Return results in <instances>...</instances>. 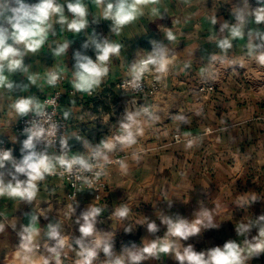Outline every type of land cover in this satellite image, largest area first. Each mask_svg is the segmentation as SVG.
Wrapping results in <instances>:
<instances>
[{
  "label": "crops",
  "instance_id": "0c3cea01",
  "mask_svg": "<svg viewBox=\"0 0 264 264\" xmlns=\"http://www.w3.org/2000/svg\"><path fill=\"white\" fill-rule=\"evenodd\" d=\"M59 2L64 4L66 0ZM83 3L89 12L86 30L76 34L54 23L40 51L24 57L28 72L5 73L14 88H0V134L20 159L24 136L15 131V126L22 117L16 116L11 105L21 97H35L41 102L50 93L45 83L47 74L58 72V110L67 122L66 137L73 155L85 157L106 140L116 146L105 148L98 161L105 163L114 155L122 156V161L108 168L107 189L99 204L86 190L77 192L74 202H70L67 186L46 178L37 182V196L31 204L0 197V224L4 225L0 231V264H26L18 245L24 228L22 217L28 211L38 218L33 226L39 229V248L32 264L54 259L48 251L55 243L47 237L49 225L58 226L61 235L68 237L70 247L62 252V264H76L74 242L80 237L76 221L93 204L102 209L97 228L114 235L117 254L123 246L136 243L142 247L143 240L146 243L162 237L166 232L159 219L162 215L192 220L202 208L211 210L219 227L182 243L192 244L197 251L222 246L228 240L242 243L244 237L236 234V225L264 214V65L250 54L247 37V30L264 32V24L256 25L251 16V8L258 5L250 0V5L244 0H159L145 7L144 16L115 34L110 30L111 21L93 22L101 14L94 0ZM236 4L249 13L242 38H233L227 29L221 31L225 22L230 27L235 23L231 11ZM153 7L162 18L149 14ZM65 15L71 18L67 11ZM213 16L217 18L215 25L211 23ZM169 30L174 41L166 39ZM93 31L122 47L120 55L109 61L108 76L89 95L77 92L71 81L74 52L82 51L95 60L92 48H82ZM224 37L232 41L227 52L218 47ZM153 41L167 49L168 70L162 73L150 68L160 88L153 98L143 102L119 92L116 83L130 77V64L146 57ZM64 42H70L67 53L55 56L53 49ZM213 56L217 58L213 60ZM29 75L38 77L35 84L29 81ZM142 103L150 107L148 115L140 112L138 106ZM128 112L138 113L133 126L134 143L124 139L120 128ZM174 135H179L181 141L174 142ZM47 153L55 157L53 152ZM242 195L259 200L240 208ZM121 204L131 210L124 220L113 215ZM145 218L157 223L156 234H150L141 224ZM128 226L133 227L130 233L124 231ZM256 234L257 230L252 229L249 238ZM93 264H107V259L101 253ZM143 264L177 262L174 255L161 254L159 259H148ZM245 264H264V254L247 259Z\"/></svg>",
  "mask_w": 264,
  "mask_h": 264
},
{
  "label": "clouds",
  "instance_id": "9594fccd",
  "mask_svg": "<svg viewBox=\"0 0 264 264\" xmlns=\"http://www.w3.org/2000/svg\"><path fill=\"white\" fill-rule=\"evenodd\" d=\"M96 6L101 9L99 20L111 21L110 30L112 33L119 34L121 30L136 21L139 17L145 15V7L149 4H157L159 0H94ZM249 4V0H244ZM257 7L251 8V16L256 25L264 24V0H257ZM67 11L69 16L65 15ZM235 23L229 26L227 22L221 25V31L225 29L230 31L233 38L244 37L248 24L249 13L244 7L236 4L231 11ZM151 16L162 18L157 8L150 9ZM88 8L83 0H66L61 4L59 0H36L35 3H29L28 0H0V88L12 90L14 84L9 80L8 74L16 72H28V67L24 64V57L28 53H37L46 43L49 32L53 30V25L59 24L66 26L68 31L79 34L89 27ZM211 23H217L216 16L211 18ZM168 41H174L175 36L169 30L166 34ZM248 47L250 54H255L256 61L264 65V32L259 30H247ZM152 51L142 59L135 60L130 64L129 74L131 76V85L138 89L145 73L151 67H155L159 72L168 70V51L165 46L153 41ZM70 42L58 44L53 53L55 56H63L67 53ZM121 44L110 42L106 37H101L95 31L89 36L82 48L87 50L92 48L95 51V60L82 51L74 52V65L72 70L73 79L71 81L73 88L77 92L88 93L89 95L98 88L103 79L109 74V61L113 56H119L121 53ZM218 47L227 52L232 47L231 39L224 37L218 41ZM217 57L213 56L215 60ZM242 66V65H241ZM37 76L29 75L28 79L32 84L36 83ZM61 74L58 72H49L46 76V83L55 87L60 81ZM12 111L18 117H25L29 113L37 116L45 115V107L35 97H21L11 105ZM147 111V110H145ZM138 113L128 112L120 128L124 131V139L128 143L135 142V133L133 126L136 122ZM184 120L183 117H179ZM57 126L51 124L44 126V122H32L30 126L23 130L26 138L22 141L21 158L16 159L11 149H0V169L8 165L14 169L10 173L11 179L7 182L2 173H0V197L19 198L20 200L31 204L38 192V181L45 179L46 175L54 174L53 160L69 172L73 169L80 173L92 172V161L99 160L104 155V149H112L116 145L105 141L97 146L90 154L89 158L83 155L67 157V138L60 140L62 154L52 157L47 153V148L55 143ZM43 144L45 150L38 151V145ZM87 146V144H86ZM95 175L99 177L100 172ZM23 176L24 179L20 177ZM257 199L255 196L247 198L241 196L240 208H248ZM130 209L121 204L116 207L113 215L120 219H126L130 214ZM102 215V209L94 204L90 205L77 219L79 224L80 237L75 240L77 246L76 255L78 260L76 264H93L96 258L103 253L107 259V264H143L148 259H159L161 254L174 255L177 264H245L247 259L259 257L264 254V214L255 218H249L246 222H239L235 231L238 236L244 237L243 242L228 240L222 246H215L207 250L197 251L192 244L185 245L183 241L200 235L207 229L218 228L214 223L211 210L202 208L192 220L182 216L162 215L159 219L161 224L166 226V232L162 237L152 239L146 243L142 241L143 246L138 247L136 243L123 246L120 253L114 251V235L110 232H101L97 228L98 218ZM38 218L33 216L32 223L23 228L20 234V243L18 248L22 253V259L26 264H32L33 258L38 252L39 245L36 237L39 229L33 225ZM82 221V223H81ZM146 225L150 234H156L159 226L155 221L145 218L141 223ZM14 227V225H13ZM4 225L0 224V231ZM257 230V234L249 238L252 229ZM47 237L55 243L48 249L54 258L53 261L45 260V264H62V252L66 247H70L68 237L61 235L58 226H48ZM133 227H124L126 233L132 232Z\"/></svg>",
  "mask_w": 264,
  "mask_h": 264
},
{
  "label": "built area",
  "instance_id": "2783aa9c",
  "mask_svg": "<svg viewBox=\"0 0 264 264\" xmlns=\"http://www.w3.org/2000/svg\"><path fill=\"white\" fill-rule=\"evenodd\" d=\"M46 83V81H45ZM60 84V81L56 84L55 87L49 86L46 83V86L50 89V93L46 95L42 100L41 104L45 107V115L44 116H37L34 113L22 117L15 126V131L24 136L23 130L30 126L32 122H44V126L47 128L51 124H55L57 126V132L55 137V143L52 147H48L46 150H49L54 153L55 157L60 156L62 154L60 140L66 137L67 131V122L63 119L60 115L58 107H59V100L60 96L58 91L56 90ZM116 88L122 94L129 96L133 99H139L143 102L148 101L149 99L153 98L159 91L160 85L157 76L151 72H147L144 74L141 86L138 89H135L131 85V76L128 78H124L119 80L116 83ZM139 110L142 114L148 115L150 112V107L147 103H142L139 106ZM147 110V111H145ZM174 142L181 141V137L179 135L173 136ZM67 157L71 159L74 155L72 153V147L67 140ZM0 149H11L13 152V156L16 159H19L15 154L14 150L8 146L2 139L0 134ZM38 151L45 150V146L43 144L38 145ZM90 153H88L85 158L90 157ZM122 161V156L114 155L110 160L105 163H101L98 160L92 161L93 164V171L92 172H85L80 173L78 170L73 169L72 172H69L65 169V167L61 166L58 161L53 160L52 164L55 169L54 174L46 175V179H57L60 182L64 183L68 188L67 199L70 202H74L77 196V192L81 190L88 191L91 195L93 200L96 203H101L104 198V193L107 189L106 185V176L107 170L110 166L118 165ZM14 172V169L11 165H8L4 169H0V173L3 174L5 181L11 179L10 173ZM96 172H100L101 175L97 177L95 175ZM24 179L23 176L20 177Z\"/></svg>",
  "mask_w": 264,
  "mask_h": 264
},
{
  "label": "water",
  "instance_id": "95a60500",
  "mask_svg": "<svg viewBox=\"0 0 264 264\" xmlns=\"http://www.w3.org/2000/svg\"><path fill=\"white\" fill-rule=\"evenodd\" d=\"M255 3H257V0H251ZM34 216V213L31 211L26 212L22 217V225L24 227L29 226L30 223H32V217Z\"/></svg>",
  "mask_w": 264,
  "mask_h": 264
},
{
  "label": "rangeland",
  "instance_id": "374dc122",
  "mask_svg": "<svg viewBox=\"0 0 264 264\" xmlns=\"http://www.w3.org/2000/svg\"><path fill=\"white\" fill-rule=\"evenodd\" d=\"M250 2H253V1L250 0ZM253 3H254L255 5L257 4V3H255V2H253ZM256 6H257V5H256Z\"/></svg>",
  "mask_w": 264,
  "mask_h": 264
}]
</instances>
